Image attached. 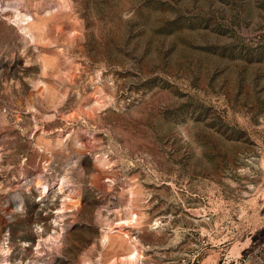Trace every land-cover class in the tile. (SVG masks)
I'll return each mask as SVG.
<instances>
[{
  "label": "rangeland",
  "instance_id": "rangeland-1",
  "mask_svg": "<svg viewBox=\"0 0 264 264\" xmlns=\"http://www.w3.org/2000/svg\"><path fill=\"white\" fill-rule=\"evenodd\" d=\"M26 262L264 264V0H0V264Z\"/></svg>",
  "mask_w": 264,
  "mask_h": 264
},
{
  "label": "bare ground",
  "instance_id": "bare-ground-1",
  "mask_svg": "<svg viewBox=\"0 0 264 264\" xmlns=\"http://www.w3.org/2000/svg\"><path fill=\"white\" fill-rule=\"evenodd\" d=\"M65 181H68V176H65V177H64L63 182H65ZM39 187L41 188V190H44V191H46V189H47V185H44V184H40ZM71 192H72V191H71ZM69 197H70V199H72V196L69 195ZM136 254H137V253L133 252V253H131V254L129 255V257H130V258H134V257H136ZM26 264H34V263L26 262Z\"/></svg>",
  "mask_w": 264,
  "mask_h": 264
}]
</instances>
